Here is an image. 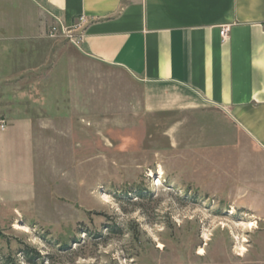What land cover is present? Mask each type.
Returning a JSON list of instances; mask_svg holds the SVG:
<instances>
[{"label":"rangeland","instance_id":"1","mask_svg":"<svg viewBox=\"0 0 264 264\" xmlns=\"http://www.w3.org/2000/svg\"><path fill=\"white\" fill-rule=\"evenodd\" d=\"M68 34L29 51L52 113L34 116L29 158L18 144L0 160V264H264V211L187 177L189 162L218 177L226 151L194 161L230 147L219 114L146 113L143 86L81 58Z\"/></svg>","mask_w":264,"mask_h":264},{"label":"crops","instance_id":"2","mask_svg":"<svg viewBox=\"0 0 264 264\" xmlns=\"http://www.w3.org/2000/svg\"><path fill=\"white\" fill-rule=\"evenodd\" d=\"M3 1L12 3L11 12ZM3 1L0 122L6 127L0 130V160L18 144L29 158L34 116L52 113L48 96H35L32 45L45 40L56 20L68 28L80 24L74 31L83 37L79 56L140 83L146 113L219 114L232 131L230 147L219 140L202 162L194 161L205 167L209 154L226 151L219 157L218 177L212 174L208 182L209 172L191 171L190 162L187 177L240 209L264 211V0ZM222 26H228L225 40ZM39 46L38 54H44ZM46 53L43 58L50 49Z\"/></svg>","mask_w":264,"mask_h":264},{"label":"built area","instance_id":"3","mask_svg":"<svg viewBox=\"0 0 264 264\" xmlns=\"http://www.w3.org/2000/svg\"><path fill=\"white\" fill-rule=\"evenodd\" d=\"M80 22H84V19L81 18ZM78 26H80V24L78 25H75L71 28H68V27H65L62 25V23H60L58 20H56V25L55 26H52L50 28V31L48 33V36L50 38H57L58 35H67V33H74L75 29L78 28ZM227 33H228V26H222L220 28V37L222 40H225L227 38ZM69 35V34H68ZM68 38L70 39L71 43L73 44V46L75 48H79L80 44L82 43L83 41V37L82 35H69ZM6 127V124L4 121H1L0 122V130H4Z\"/></svg>","mask_w":264,"mask_h":264},{"label":"bare ground","instance_id":"4","mask_svg":"<svg viewBox=\"0 0 264 264\" xmlns=\"http://www.w3.org/2000/svg\"><path fill=\"white\" fill-rule=\"evenodd\" d=\"M103 198H106L105 196L103 197ZM247 225V227L248 228H252L253 227V223H247L246 224ZM26 227H21V226H18V225H16V230H22V229H25ZM207 240V239H206ZM205 240V241H206ZM160 249H162L163 248V245H161V244H159V246H158ZM240 250L242 251V252H245V249L244 248H240ZM204 253V251H203V249H200L199 250V254H203Z\"/></svg>","mask_w":264,"mask_h":264}]
</instances>
